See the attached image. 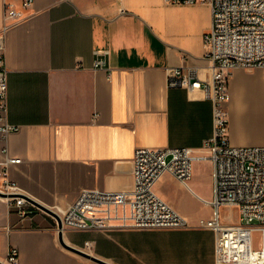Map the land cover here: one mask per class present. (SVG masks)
<instances>
[{"label":"crops","instance_id":"0c3cea01","mask_svg":"<svg viewBox=\"0 0 264 264\" xmlns=\"http://www.w3.org/2000/svg\"><path fill=\"white\" fill-rule=\"evenodd\" d=\"M210 25L207 2L33 0L5 31L7 118L19 124L8 146L21 158L9 175L23 196L53 210L81 188L129 190L136 147H200L212 132V101L202 88L168 86L166 68L208 77ZM259 73L264 67L231 71L226 108L236 83ZM229 140L264 145L230 126ZM198 164L189 188L169 173L154 186L185 217L187 198L201 196ZM62 237L79 248L92 241L90 252L113 264H215L214 231L200 225L63 228ZM11 245L19 264H100L60 243L52 214L36 206L21 217L0 195L1 262Z\"/></svg>","mask_w":264,"mask_h":264},{"label":"built area","instance_id":"2783aa9c","mask_svg":"<svg viewBox=\"0 0 264 264\" xmlns=\"http://www.w3.org/2000/svg\"><path fill=\"white\" fill-rule=\"evenodd\" d=\"M33 0H3L4 22L0 27V192L21 217L37 205L23 196L18 183L9 175L12 165L21 161L9 152L8 136L19 124L7 118V68L5 31L24 15ZM167 2H207L211 25L204 35L210 74L202 78L186 65L166 68L168 86L202 88L212 101V132L198 148L192 146H138L132 157V186L129 190L99 187L81 188L65 207L53 209L63 228L181 227L188 219L154 189L164 173L189 188L195 160L211 164L212 196L200 199L211 205L208 218L200 226L215 234V264H264V145H237L229 140L226 102L230 97L229 76L234 68L264 67V0H165ZM102 62L95 60L94 65ZM220 205L237 208L238 222H222ZM252 222H256L253 224ZM57 227V223H56ZM260 232L254 248L252 231ZM92 241L81 248L91 253ZM4 264H19V250L8 247Z\"/></svg>","mask_w":264,"mask_h":264},{"label":"rangeland","instance_id":"374dc122","mask_svg":"<svg viewBox=\"0 0 264 264\" xmlns=\"http://www.w3.org/2000/svg\"><path fill=\"white\" fill-rule=\"evenodd\" d=\"M233 110L228 106V118L230 131H239L245 138V143L256 142L264 139V73L256 76H244L234 88L231 100ZM210 165L206 159L199 160L198 167L201 169L195 177L198 184L196 191L202 198L209 199L212 196V180L205 172ZM194 166V165H193ZM192 166V168H193ZM188 184L191 185L190 179ZM155 189V188H154ZM169 202V201H168ZM212 213L211 205L205 203L195 195H190L186 200L185 214L188 224L198 225L200 218H208ZM219 218L222 222L237 223V208L233 205H220L218 207ZM256 224V222H252ZM253 247L260 244V232L252 231Z\"/></svg>","mask_w":264,"mask_h":264},{"label":"water","instance_id":"95a60500","mask_svg":"<svg viewBox=\"0 0 264 264\" xmlns=\"http://www.w3.org/2000/svg\"><path fill=\"white\" fill-rule=\"evenodd\" d=\"M0 195H2L1 192H0ZM36 205L38 207L46 210L47 212H49L50 214H52L54 216L56 223H57V228H58V238H59L60 243L64 247H66L69 250L76 252L82 256H85V257H87V258H89L95 262H98L100 264H113V263H111V262H109V261H107V260H105L99 256H96V255L89 253V252H87V251H85V250H83V249H81L75 245L69 244L68 242L64 241V239L62 237L63 226H62V222H61V219H60V216L58 215V213H56L55 211H53V210H51L45 206L40 205V204H36ZM0 264H4V263L0 261Z\"/></svg>","mask_w":264,"mask_h":264}]
</instances>
